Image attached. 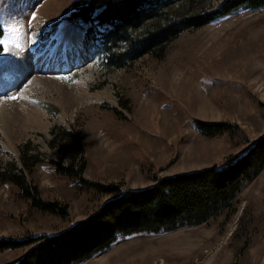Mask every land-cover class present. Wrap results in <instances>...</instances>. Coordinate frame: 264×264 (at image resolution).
Listing matches in <instances>:
<instances>
[{"label":"rangeland","instance_id":"obj_1","mask_svg":"<svg viewBox=\"0 0 264 264\" xmlns=\"http://www.w3.org/2000/svg\"><path fill=\"white\" fill-rule=\"evenodd\" d=\"M74 1L0 0L2 56L11 53L5 65L15 73L0 74V236L52 234L98 208L104 195L80 188L53 166L68 164L73 147L78 150L74 169L85 162L83 178L141 188L154 175L221 164L264 132V7L239 9L185 28L157 53L130 57L126 66L106 67L98 50L82 45L81 63L72 46L67 58L58 50L59 59L47 67L59 27L53 34L52 24ZM224 2L184 0L172 8L182 14L211 12ZM180 16L174 19L179 25ZM28 18L34 21L24 25ZM152 21L133 26L132 43H138L145 27L156 30ZM68 24L81 29L79 22ZM35 51L40 53L39 73L28 82L19 65L30 55L37 57ZM78 87L88 98L73 104ZM17 107H28L32 119L21 120L13 132L7 120ZM192 118L224 122L226 132L203 135ZM23 151L24 159L31 157L27 166ZM4 171L21 175L35 198L66 206L67 216L31 206ZM32 244L0 250V264L15 262ZM77 264H264V165L243 181L229 218L219 215L159 234L121 235L108 249Z\"/></svg>","mask_w":264,"mask_h":264},{"label":"trees","instance_id":"obj_2","mask_svg":"<svg viewBox=\"0 0 264 264\" xmlns=\"http://www.w3.org/2000/svg\"><path fill=\"white\" fill-rule=\"evenodd\" d=\"M183 1L75 0L65 17L86 22L84 43L99 36L104 65L121 67L130 62V57L144 52L157 53L154 50L174 39L185 28L205 24L234 9L264 6V0H225L220 8L211 12L182 14L177 9L173 11L172 4L177 2L175 5L178 6ZM178 15H181L180 25L174 22ZM146 18L154 21L156 30L145 27L140 32L138 43H132L133 39H129L131 29ZM97 24L103 30L96 29ZM127 30L130 32L127 33ZM134 44L137 47L133 48ZM192 123L196 130L206 136L226 132V128L222 127L224 122L192 118ZM65 134L74 136L70 132ZM24 151L21 159L27 166L26 159L31 157L28 155L24 159ZM73 151L68 164L56 163L54 168L58 173L74 178L80 188L104 195V199L92 213L61 231L23 238L0 236V250L33 243L11 264H77L108 249L121 235L142 232L157 234L204 224L219 215L229 218L236 209L243 181L250 179L264 165V132L242 153L229 155L221 164L160 177L154 175V181L141 188H123L117 183L99 184L83 178L85 162L80 161L78 168L74 169L78 150L73 147ZM251 168L254 171L248 173L247 170ZM1 174L20 186L21 196L29 200L31 206L59 217L67 216L66 206L31 195L23 185L21 175L16 176L7 171Z\"/></svg>","mask_w":264,"mask_h":264},{"label":"bare ground","instance_id":"obj_3","mask_svg":"<svg viewBox=\"0 0 264 264\" xmlns=\"http://www.w3.org/2000/svg\"><path fill=\"white\" fill-rule=\"evenodd\" d=\"M58 25H59V27H58L57 31L55 32V34L53 35L54 39H56L57 41L52 44V47L50 48L51 49L50 50V55L49 56L47 55V58L50 60V61L47 60V62H48L47 67L51 66V60H55L56 61V60L59 59L57 57V54H56L58 50H62L63 51L64 59L67 58L68 50L72 46L76 48V50L78 51V55L80 56V58H78L77 61H76L77 64L81 63V60H80L81 59V55H80L81 52H80L79 49L82 46V44H81L82 43L81 42L82 29H77L74 26H71L65 20H62V22H60V24H58ZM10 54L11 53L8 54V52H7V54H5V57L2 56L0 58V67H1L0 74H1V76L4 73H7V72H11L12 75H15V73L13 72L14 70H11V67H9V64H7L8 66L5 65V58H6V56L9 57ZM39 55H40V53H37V57H35V54L34 55H30V60H27V61L25 60V63L23 62L24 64H20L19 65L21 67V69H22L21 70L22 78L25 79L28 82L33 81L34 78L39 73V68H38L39 67V63H40V62H38L39 61V58H38ZM5 67H6V69H4ZM56 79L59 80L60 77L56 78ZM56 79H51L50 81L51 82L52 81L56 82V81H58ZM17 88H19V87H17ZM18 90L22 91L23 89L19 88ZM87 98L88 97L86 96V93H85L84 89L82 87H80V88L78 87V90L75 93H73V96H72V98L70 100H71V102H73V104L74 103L78 104L83 99H87ZM27 108L28 107H26V108H18V107L15 108L14 114L11 115L12 118L10 120H7V126H8V129L10 131L14 132V130H16L19 127V124H20L19 122L21 120H24V121L27 120L28 121V120L32 119L31 112H29L30 110L28 111ZM33 114H36L35 116H41V114H39L38 112H34Z\"/></svg>","mask_w":264,"mask_h":264},{"label":"snow or ice","instance_id":"obj_4","mask_svg":"<svg viewBox=\"0 0 264 264\" xmlns=\"http://www.w3.org/2000/svg\"><path fill=\"white\" fill-rule=\"evenodd\" d=\"M12 99H17L18 97H11Z\"/></svg>","mask_w":264,"mask_h":264}]
</instances>
